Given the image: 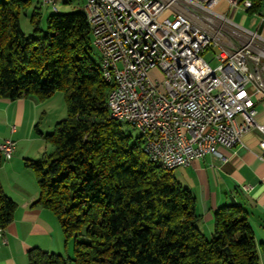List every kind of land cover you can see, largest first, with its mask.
Listing matches in <instances>:
<instances>
[{
  "label": "trees",
  "instance_id": "trees-1",
  "mask_svg": "<svg viewBox=\"0 0 264 264\" xmlns=\"http://www.w3.org/2000/svg\"><path fill=\"white\" fill-rule=\"evenodd\" d=\"M248 1L246 12L259 13L262 0ZM29 6L0 0V99L43 102L63 94L66 118L44 136L53 153L25 167L38 188L32 207L55 217L73 255L31 249L28 264H260L264 248L240 206L215 210L207 239L191 192L148 161L141 135L132 139L110 118L113 86L92 59L83 11L54 13L44 34L25 37L19 17ZM14 210L0 186V228Z\"/></svg>",
  "mask_w": 264,
  "mask_h": 264
},
{
  "label": "built area",
  "instance_id": "built-area-1",
  "mask_svg": "<svg viewBox=\"0 0 264 264\" xmlns=\"http://www.w3.org/2000/svg\"><path fill=\"white\" fill-rule=\"evenodd\" d=\"M60 1L66 2L41 3L56 12ZM84 1L100 59L119 68L118 101L110 118L145 135L149 157L164 159L170 171L207 155L224 163L217 149L241 145L244 134L254 130L261 135L264 161V124L256 122L253 100L264 96V40L246 31L241 47L229 44L221 23H231L214 11L220 0ZM224 1L245 11L252 7L248 0ZM185 42H192V49H185ZM209 51L217 63L213 68L202 58ZM152 71L159 72L160 81L151 79ZM14 149L10 139L0 144L4 162Z\"/></svg>",
  "mask_w": 264,
  "mask_h": 264
},
{
  "label": "crops",
  "instance_id": "crops-1",
  "mask_svg": "<svg viewBox=\"0 0 264 264\" xmlns=\"http://www.w3.org/2000/svg\"><path fill=\"white\" fill-rule=\"evenodd\" d=\"M214 11L231 23L221 24L232 46H242L246 31L264 40V0L257 14H250L240 6H230L224 0L218 2ZM253 100L256 122L264 124V96ZM65 118L66 108L58 93L43 102L31 97L15 101L0 99V144L7 139L15 143L12 159L0 165L1 189L15 204L12 222L4 229L6 245L0 247V264H28L27 252L31 249L57 255L64 251V238L55 217L38 206L32 207L38 198V188L25 162L41 160L53 153L44 136ZM260 139L257 131H248L241 145L217 149L226 162L207 155L177 168L179 171H172L176 182L194 197L198 228L207 239L213 231L215 210L234 204L246 212L255 241L258 247L264 248V161L258 149ZM243 187L249 190L243 192ZM260 264H264L261 251Z\"/></svg>",
  "mask_w": 264,
  "mask_h": 264
},
{
  "label": "rangeland",
  "instance_id": "rangeland-1",
  "mask_svg": "<svg viewBox=\"0 0 264 264\" xmlns=\"http://www.w3.org/2000/svg\"><path fill=\"white\" fill-rule=\"evenodd\" d=\"M68 2L63 3L60 1L57 6L56 10L57 12L55 14H66L70 12H77V11H83L85 1L84 0H67ZM37 13V16L35 20L32 22V16L33 13ZM54 14L50 8L47 7H41L38 0H30V6L26 9L25 13H22L19 17V27L21 32L25 37L28 36H41L46 32V20L49 16ZM167 15L164 16L167 17ZM35 29L39 30V33L35 32ZM36 33V34H35ZM92 48V59L99 64L100 56L98 51H95L96 49ZM202 58L213 68L217 65L215 60L213 59V53L211 51L206 52L202 55ZM151 79L159 80L161 79V75L157 71H152L150 73ZM56 94V93H55ZM63 98L62 93H58ZM63 104L65 105L64 98H63ZM66 108V107H65ZM122 126V130L126 135H129L132 137V139L138 138L140 136V133L131 127L130 125H127L125 123H120ZM179 171L177 169L173 170V172ZM63 257L71 258L73 255V243L72 241H69L66 245L64 244V251H62Z\"/></svg>",
  "mask_w": 264,
  "mask_h": 264
},
{
  "label": "bare ground",
  "instance_id": "bare-ground-1",
  "mask_svg": "<svg viewBox=\"0 0 264 264\" xmlns=\"http://www.w3.org/2000/svg\"><path fill=\"white\" fill-rule=\"evenodd\" d=\"M40 3L41 7L42 3L41 0H38ZM66 2H68L66 0ZM58 4V3H57ZM57 6V5H56ZM57 12V10H56ZM53 12V13H56ZM83 16H84V21L88 25V28L90 29V34H91V45L95 49L94 46V41L92 40L93 32H94V21L89 17V13L84 10L83 8ZM185 49H192V42H185ZM95 51H98L99 56H100V50L96 49ZM100 70H101V75H102V80L108 84L107 76L110 78V84L113 86L112 91L110 92L108 96V104L110 106V117L112 116V104H117L118 101V94H119V86H120V73H119V68H110V66H107L106 62H103L102 59H100ZM115 122L118 123H125L124 120L122 119H113ZM143 138L144 142V152L147 156L148 161L151 164L157 165L159 168L170 171V167L168 164L165 163L164 159H155L153 157H149L147 153V139L146 136L143 134H140Z\"/></svg>",
  "mask_w": 264,
  "mask_h": 264
}]
</instances>
